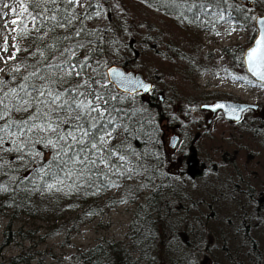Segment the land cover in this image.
<instances>
[{
  "label": "trees",
  "instance_id": "1",
  "mask_svg": "<svg viewBox=\"0 0 264 264\" xmlns=\"http://www.w3.org/2000/svg\"><path fill=\"white\" fill-rule=\"evenodd\" d=\"M108 1L90 0L85 11L80 13L76 5L69 7L64 0H56L55 6L48 0H28V20L32 27L24 31V53L14 60L12 68L0 78V115L5 117L0 119V129H5L0 131V213L13 210L15 217L25 214L58 222L68 213L79 212L76 221L83 223L86 215L94 216L102 211V204L108 201L106 197L109 192L121 181L120 176L125 175L121 163L115 160L116 153L118 157H124L126 163L134 164L144 172L149 194L135 210L127 234V244H97L83 251L78 261L82 264H205L203 255L210 252L215 255L219 242L227 239L224 234L213 233L204 218L193 215L196 202L187 205L182 195V191L187 188L184 183L189 174L192 173V181L197 180L203 176L204 167L195 164L193 169L187 163L188 160L195 162L192 156L181 153L179 148L170 151L164 142L162 133L165 128L161 125L167 121L172 127L176 117L166 115L164 106L168 98L164 97L163 102L160 101L161 92L155 80L151 79L153 88L149 94L133 96L118 92L109 83L107 69L110 66L118 65L128 71L136 69L138 56L131 41L125 40L128 34L121 24L120 15L115 13L114 4ZM132 1L159 15L196 28L199 19L205 17L206 8L226 14L229 20L242 24L251 32L249 45L245 48L241 45L223 49V52L229 62L237 59L242 75L254 82L247 75L243 63L244 52L257 35L255 17L248 6L234 0ZM5 3L6 0H0V31ZM55 8L59 9L58 13ZM73 12L76 16L68 25L65 17L71 16ZM53 14L66 27L55 26L56 21L48 19ZM98 17L103 19L97 24ZM66 36L71 38L65 39ZM66 48L74 50L75 55L70 59L80 75L71 76L62 85L53 83L52 87L56 90L72 88L77 82L84 84L87 81L85 88L94 90L102 98L100 107L106 109V112L104 121H97V124L103 123L105 129L112 133V138L103 146L102 155L107 163H101L99 156L92 152H89V156L96 160L95 165L74 163L68 156L54 161L55 152L52 148L45 143L32 142L39 138L38 135L27 132L19 136L10 135L17 131L21 121L28 120L35 112V107H30L27 112L17 111L14 107L19 106V97L24 96L20 85L35 83L39 86L47 83L32 76L33 71L53 79L57 71L49 65L69 59V53L64 52ZM89 68L93 71L92 75L88 72ZM25 77L29 79L25 80ZM218 98L225 97L219 93H210L205 104ZM104 100H107L106 104ZM258 120L259 127H264V118L259 117ZM118 126L122 129L123 139L116 143ZM62 127L67 129L69 125L64 124ZM195 128L198 134H195L193 140L202 135L200 123ZM178 129L181 130V126ZM92 131L95 132V129ZM22 141L26 142V146ZM17 145H20L19 151ZM178 152L181 153L179 156ZM223 162L228 163L225 160ZM48 185L53 187L49 188ZM210 208L215 216L216 210ZM249 225L247 223L244 229L249 253L259 260L261 251L257 240L251 235V227L247 228ZM245 246L243 243L239 249H245ZM229 251V247L223 248V253L228 254V264H245L241 260L232 261ZM0 264L30 262L20 256Z\"/></svg>",
  "mask_w": 264,
  "mask_h": 264
},
{
  "label": "rangeland",
  "instance_id": "2",
  "mask_svg": "<svg viewBox=\"0 0 264 264\" xmlns=\"http://www.w3.org/2000/svg\"><path fill=\"white\" fill-rule=\"evenodd\" d=\"M234 1L248 6L253 17L264 14V0L250 4L246 0ZM89 2L79 0L76 7L80 13ZM108 2L114 4L115 13L120 15L128 34L125 40L131 41L138 56L136 69L131 71L141 73L151 83V79L157 82L163 100L168 98L164 106L166 115L176 117L175 124L181 126L179 130L175 129L178 128L175 124L171 127L167 121L163 122L164 142L168 146L172 133L180 136L178 151L189 156L196 154L195 162L188 160L187 163L194 166L193 169L195 164L204 167L203 176L197 180L192 181V173L189 174L182 195L185 204L196 202L193 215L204 218L213 233L224 234L227 239L219 242L215 255L211 252L203 255L205 264H228V254L223 253V248L227 247L232 261L264 264V127H259L253 112L244 113L242 121L234 125L219 114L208 127L210 113L200 111L203 105L212 103L205 104L210 93L225 97L218 100L253 104L264 111V85L242 75L237 59L229 62L223 52V49L241 45L247 47L251 32L229 20L226 14L209 8L205 9V17L199 19L196 28L159 15L132 0ZM27 3L28 0H6L2 8L0 78L24 53V31L32 27ZM102 19L98 17L97 24ZM14 20L17 23L13 24ZM88 72L93 73L91 68ZM198 123L202 135L193 140L198 134L195 128ZM122 139V129L118 126L116 143ZM181 153L178 152V156ZM114 156L125 175L120 176L121 181L109 192L102 211L94 216L86 215L81 224L76 221L79 212L68 213L58 222L25 214L15 217L13 210L1 212L0 262L21 256L30 264H82L78 256L97 244H127L135 210L144 203L149 190L141 169L121 160L116 153ZM224 160L228 163L222 164ZM210 206L216 210L215 216ZM247 223L261 251L259 260L249 253L244 230ZM243 243L245 249H239Z\"/></svg>",
  "mask_w": 264,
  "mask_h": 264
},
{
  "label": "snow or ice",
  "instance_id": "3",
  "mask_svg": "<svg viewBox=\"0 0 264 264\" xmlns=\"http://www.w3.org/2000/svg\"><path fill=\"white\" fill-rule=\"evenodd\" d=\"M48 2L56 5V0H48ZM64 2L69 7L79 4V0H64ZM13 12H15L14 9ZM55 12L58 13L59 9L55 8ZM75 16V12L71 16H66V23L70 25ZM48 19L56 21L55 26L66 27L65 23L57 19L56 14L49 16ZM12 23L15 24L17 21L14 20ZM70 38L65 37V39ZM64 52L69 53V59L49 65L50 68H55L57 71V75L53 79L33 71L32 76L38 77L40 81H47V83H41L39 86L35 83L27 86L20 85L24 96L19 97L21 102L18 107H14L17 111L24 112H27L30 107H35V112L28 120L21 121L17 126V131L10 135L19 136L25 132L38 135L39 138L32 142L45 143L52 148L55 152L54 161L62 160L64 156H68L74 163L95 165L96 160L89 156V152H92L99 156L101 163H107L102 152L104 151L103 146L108 143L107 137H111L112 133L105 129L103 123L97 124V121H104L106 112V109L102 110L100 107L102 98L94 90L85 88L87 81H84V84L77 82L72 88L56 90L52 87L53 83L62 85L71 76L80 75V72L75 71L76 65L72 64L70 59L75 55L74 50L66 48ZM61 54L63 55V52ZM248 59L250 64L255 59L256 62L264 65V35L257 42V46L249 52ZM261 76L264 77V73H261ZM24 79L27 80L29 77ZM12 91L14 92L15 89ZM89 97H93V99H89ZM103 103L106 104L107 100H104ZM5 110L7 111V108ZM4 118L0 115V119ZM109 122H111L110 116ZM64 124H68L69 127L65 129L62 127ZM7 127L6 123L5 128L7 129ZM92 129H95V132ZM3 130L5 129H0V131ZM101 132L104 134L100 135ZM22 143L26 146V142L22 141ZM17 150H20V145H17ZM120 159L123 160L124 157H120ZM48 187L51 188L53 185H48Z\"/></svg>",
  "mask_w": 264,
  "mask_h": 264
},
{
  "label": "water",
  "instance_id": "4",
  "mask_svg": "<svg viewBox=\"0 0 264 264\" xmlns=\"http://www.w3.org/2000/svg\"><path fill=\"white\" fill-rule=\"evenodd\" d=\"M244 1V0H243ZM254 0H246V2L253 3ZM255 26L257 30V36L252 45L245 51L243 55V62L246 73L255 82L264 85V77L261 73H264V65L259 64L255 59L250 64L248 54L253 48L257 46V42L264 35V16H256ZM107 77L109 83L115 87V89L129 96L136 94H149L153 88L152 84L144 78L141 73L134 71H128L118 65H112L107 69ZM160 101L163 102V97L159 95ZM203 111L210 113V117L207 120V126L209 127L213 120L217 118L219 113L222 114L224 119L232 124H238L243 119V114L247 111H253L256 115L259 114V106L241 103L231 100H217L210 104L203 105L201 107ZM180 143V136L174 134L170 136L168 141V148L170 150H176ZM192 157L195 158L196 154L193 153ZM194 168V166H192Z\"/></svg>",
  "mask_w": 264,
  "mask_h": 264
},
{
  "label": "flooded vegetation",
  "instance_id": "5",
  "mask_svg": "<svg viewBox=\"0 0 264 264\" xmlns=\"http://www.w3.org/2000/svg\"><path fill=\"white\" fill-rule=\"evenodd\" d=\"M227 100H229V99H227ZM260 107H261V106H259V114H258L257 116L255 115L256 118H259V117H262V118H263V117H264V111H263V110L260 111ZM176 129H178V128H176ZM179 130H180V129H179ZM172 134H174V133H172ZM172 134H171V135H172ZM180 138H181V137H180Z\"/></svg>",
  "mask_w": 264,
  "mask_h": 264
}]
</instances>
